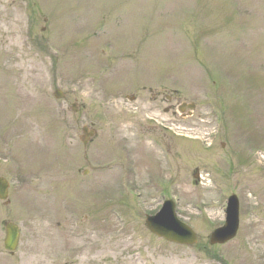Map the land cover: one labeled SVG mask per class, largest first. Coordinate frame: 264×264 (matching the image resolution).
Listing matches in <instances>:
<instances>
[{
    "label": "rangeland",
    "instance_id": "obj_1",
    "mask_svg": "<svg viewBox=\"0 0 264 264\" xmlns=\"http://www.w3.org/2000/svg\"><path fill=\"white\" fill-rule=\"evenodd\" d=\"M0 140V264H264V0H0ZM231 194L237 234L210 246ZM164 200L192 247L146 230Z\"/></svg>",
    "mask_w": 264,
    "mask_h": 264
},
{
    "label": "water",
    "instance_id": "obj_2",
    "mask_svg": "<svg viewBox=\"0 0 264 264\" xmlns=\"http://www.w3.org/2000/svg\"><path fill=\"white\" fill-rule=\"evenodd\" d=\"M56 97H60L58 92ZM85 137L82 139L85 144L91 132L84 130ZM6 197V183L0 179V199ZM238 204L234 196L228 198L226 209V222L222 228L215 230L210 235V244L224 243L234 237L238 226ZM146 228L157 237L167 241L192 245L196 242L194 233L184 224L180 223L174 214L173 205L165 202L161 210L154 216H147L145 220ZM17 228L11 224L6 226V238L4 240V248L8 251L15 249L17 244Z\"/></svg>",
    "mask_w": 264,
    "mask_h": 264
}]
</instances>
